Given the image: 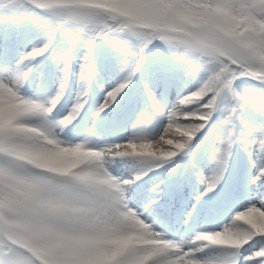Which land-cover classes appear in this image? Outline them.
I'll return each mask as SVG.
<instances>
[{"label": "snow or ice", "instance_id": "obj_1", "mask_svg": "<svg viewBox=\"0 0 264 264\" xmlns=\"http://www.w3.org/2000/svg\"><path fill=\"white\" fill-rule=\"evenodd\" d=\"M0 264H264V0H0Z\"/></svg>", "mask_w": 264, "mask_h": 264}, {"label": "rangeland", "instance_id": "obj_2", "mask_svg": "<svg viewBox=\"0 0 264 264\" xmlns=\"http://www.w3.org/2000/svg\"><path fill=\"white\" fill-rule=\"evenodd\" d=\"M70 103H71V99L69 100L68 104L70 105Z\"/></svg>", "mask_w": 264, "mask_h": 264}]
</instances>
